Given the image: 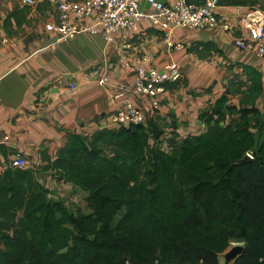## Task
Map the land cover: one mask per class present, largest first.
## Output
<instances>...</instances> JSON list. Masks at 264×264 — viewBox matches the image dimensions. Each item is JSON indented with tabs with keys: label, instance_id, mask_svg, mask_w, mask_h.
I'll list each match as a JSON object with an SVG mask.
<instances>
[{
	"label": "trees",
	"instance_id": "trees-1",
	"mask_svg": "<svg viewBox=\"0 0 264 264\" xmlns=\"http://www.w3.org/2000/svg\"><path fill=\"white\" fill-rule=\"evenodd\" d=\"M247 70L254 103L263 78ZM200 121L206 132L164 149L147 125L72 134L48 170L87 195L88 212L51 197L34 170L9 169L0 264H220L233 242L245 245L233 264H264V116L224 95Z\"/></svg>",
	"mask_w": 264,
	"mask_h": 264
},
{
	"label": "crops",
	"instance_id": "crops-1",
	"mask_svg": "<svg viewBox=\"0 0 264 264\" xmlns=\"http://www.w3.org/2000/svg\"><path fill=\"white\" fill-rule=\"evenodd\" d=\"M25 1L0 0V176L21 155L27 160L26 169L37 173L51 197L69 207L76 193L86 199L85 193L48 168L72 134L92 137L117 129L112 121L119 108L117 88L131 82L140 65L162 69L177 63L183 68L181 81L159 96L158 109L153 108L152 97L131 96L145 111L151 133L159 135L157 139L152 133L151 147L164 149L169 140L181 142L206 132L200 116L224 95L231 105L254 106L264 116V59L237 49L218 28L176 30L172 39L185 45L182 51L168 48L163 30L148 21L135 31L118 34L111 44L88 33L63 42L46 29L59 22L57 7L49 0H35V6ZM158 1L172 4L174 0ZM189 1L204 4L206 0ZM252 9L264 19L259 4ZM144 10L152 12L148 5ZM250 11L249 7L221 6L218 10L238 37H248L242 16ZM96 20L93 15L78 23L90 26ZM249 68L263 78L262 92L254 103ZM105 76L108 84L101 83ZM70 83L76 85L74 90Z\"/></svg>",
	"mask_w": 264,
	"mask_h": 264
},
{
	"label": "built area",
	"instance_id": "built-area-1",
	"mask_svg": "<svg viewBox=\"0 0 264 264\" xmlns=\"http://www.w3.org/2000/svg\"><path fill=\"white\" fill-rule=\"evenodd\" d=\"M60 13L58 23L48 24L46 29L57 34L63 42L73 40L81 34L102 36L106 43L114 42L116 36L123 32L135 31L148 21L153 28L163 30L165 45L173 50L182 51L185 45L174 42L172 37L176 30H202L218 28L228 35L233 45L241 50L264 59V19L257 16V11H250L242 16V23L248 31V37H238L235 28L219 14V0H206L204 4L193 3L189 0H174L166 4L158 0H85L73 2L71 0H49ZM35 6V0L24 2ZM151 7L152 12L144 10V6ZM97 16L92 25L78 23L79 21ZM183 77L180 64L171 63L162 69L140 65L136 68L131 82L121 83L116 99L119 108L112 121L117 129L132 125H146L148 117L145 111L137 107L131 96L137 99L152 97V105L159 108V96L167 92V86L176 84ZM104 77L103 84L109 83ZM74 90L76 85L70 83ZM252 157L251 155H249ZM13 168L26 169L27 160L19 155L12 164Z\"/></svg>",
	"mask_w": 264,
	"mask_h": 264
},
{
	"label": "rangeland",
	"instance_id": "rangeland-1",
	"mask_svg": "<svg viewBox=\"0 0 264 264\" xmlns=\"http://www.w3.org/2000/svg\"><path fill=\"white\" fill-rule=\"evenodd\" d=\"M258 4H259L260 8L264 9V0H259ZM249 8H251V11H253L252 7L249 6ZM263 137H264V132H261L258 135V138H259V140H262ZM54 190H55V187L53 189H51V191H54ZM74 196L76 197V198H73L74 201H70V206L73 208V210H77V208H81L82 210H84L83 212H87L88 208L86 205L85 197L83 195H80L77 193L74 194ZM123 215H124V212H121L119 215V218H117V220L120 219ZM237 245L245 246L244 243H242V242L231 243V246L227 249V251L219 256L220 264H233L234 263V261L228 262L226 259V255Z\"/></svg>",
	"mask_w": 264,
	"mask_h": 264
},
{
	"label": "water",
	"instance_id": "water-1",
	"mask_svg": "<svg viewBox=\"0 0 264 264\" xmlns=\"http://www.w3.org/2000/svg\"><path fill=\"white\" fill-rule=\"evenodd\" d=\"M252 160V157L249 155L246 156L243 160L240 161V164H246L249 163ZM245 251V246L243 245H237L235 246L227 255L226 259L228 262L236 261L239 256H241Z\"/></svg>",
	"mask_w": 264,
	"mask_h": 264
}]
</instances>
